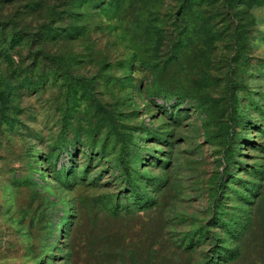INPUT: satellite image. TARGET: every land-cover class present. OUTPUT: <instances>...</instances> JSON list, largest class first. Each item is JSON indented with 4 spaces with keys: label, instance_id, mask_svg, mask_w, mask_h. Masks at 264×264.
<instances>
[{
    "label": "rangeland",
    "instance_id": "374dc122",
    "mask_svg": "<svg viewBox=\"0 0 264 264\" xmlns=\"http://www.w3.org/2000/svg\"><path fill=\"white\" fill-rule=\"evenodd\" d=\"M0 264H264V0H0Z\"/></svg>",
    "mask_w": 264,
    "mask_h": 264
}]
</instances>
